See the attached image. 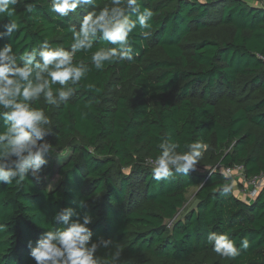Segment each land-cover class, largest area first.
Here are the masks:
<instances>
[{
  "label": "trees",
  "instance_id": "trees-1",
  "mask_svg": "<svg viewBox=\"0 0 264 264\" xmlns=\"http://www.w3.org/2000/svg\"><path fill=\"white\" fill-rule=\"evenodd\" d=\"M28 2L31 13L17 6L13 50L19 54L44 38L70 48L69 26L83 11L62 22L48 11V0ZM110 3L98 0V7ZM140 4L154 12L151 36L144 39L139 26L130 34L131 62L93 68L67 104L53 107L41 98L34 105L51 117L52 152L66 154L52 189L49 162L38 177L0 183V224L6 225L0 264H34L27 242L60 226L52 221L56 211H81V199L88 204L81 215L94 219L93 239L114 242L99 249L102 260L118 247L120 264H264V191L248 203L234 178L221 169L211 173L234 165H243L247 178L264 173V7L249 0ZM99 46L104 42L93 50ZM88 56L80 52L75 60L88 62ZM88 83L99 91L88 90ZM162 138L178 144V152L188 144L207 148L198 149L194 171L173 170L168 180L156 181L148 162L159 154ZM194 187L196 208L178 217ZM211 231L227 233L237 247L246 237L249 248L235 259L222 258L207 242Z\"/></svg>",
  "mask_w": 264,
  "mask_h": 264
},
{
  "label": "clouds",
  "instance_id": "clouds-1",
  "mask_svg": "<svg viewBox=\"0 0 264 264\" xmlns=\"http://www.w3.org/2000/svg\"><path fill=\"white\" fill-rule=\"evenodd\" d=\"M18 5H23L27 13L34 8L28 0H0V40L9 38L0 46V183L6 185L21 184L29 174L38 177L48 163L45 157L52 152V143L47 139L51 135V117L43 107L34 105L41 98L53 107L67 104L93 68L103 70L106 64L131 62L134 48L130 34L139 26L140 35L150 38L154 16L150 8L141 10L140 0H111L104 7H98V0H48V11L62 22L78 10L84 13L78 17V24L69 26L70 48L53 45L44 38L18 54L10 42L20 31L14 19ZM5 18H9L8 23H3ZM98 40L104 46L93 50ZM80 52L89 54L88 62L75 60ZM85 87L99 91L92 83ZM178 147L167 138L160 140L159 154L150 161L154 180H168L173 170L183 174L194 171L202 155L198 149H206L207 145L188 144V150L182 152L176 151ZM230 191V185L225 184L223 192ZM77 207L83 211L88 204L81 199ZM81 211L72 207L56 211L52 221L60 226L42 232L35 242H27L34 264H120L118 247L107 260L96 255L100 248L109 249L114 242L103 237L94 240L93 216L88 212L81 215ZM5 228L0 224V231ZM207 242L222 258L235 259L241 250L249 248L246 237L237 247L227 233L215 231L207 234Z\"/></svg>",
  "mask_w": 264,
  "mask_h": 264
},
{
  "label": "built area",
  "instance_id": "built-area-1",
  "mask_svg": "<svg viewBox=\"0 0 264 264\" xmlns=\"http://www.w3.org/2000/svg\"><path fill=\"white\" fill-rule=\"evenodd\" d=\"M186 1L196 2L200 0ZM260 2L262 4L261 6L264 7V0H260ZM150 161L148 164H150ZM218 169H221L226 176L232 177L237 181V183L234 184L238 189V193L244 199V201L248 203L253 202L259 196V194L264 191V173L256 175L252 178H247L245 175L246 170L243 165H234L231 167L217 166L211 171V173L217 171Z\"/></svg>",
  "mask_w": 264,
  "mask_h": 264
},
{
  "label": "rangeland",
  "instance_id": "rangeland-1",
  "mask_svg": "<svg viewBox=\"0 0 264 264\" xmlns=\"http://www.w3.org/2000/svg\"><path fill=\"white\" fill-rule=\"evenodd\" d=\"M249 2L252 4H255L257 6L262 5L260 0H249ZM65 154L63 157H59V156L54 155V152H51L46 157L47 161L49 162V165H50V167H49L50 171L47 175L48 189L54 188L60 180L59 176L57 175L56 169L58 167V164L61 162V159L65 157ZM234 183H237V181L235 180ZM197 190H198V188H196V187L190 188L188 190L187 203H186L185 207L183 209H181L178 217H181L186 212L190 211L191 209L196 208V206H197V200H196ZM236 191L238 194L237 188H236Z\"/></svg>",
  "mask_w": 264,
  "mask_h": 264
}]
</instances>
